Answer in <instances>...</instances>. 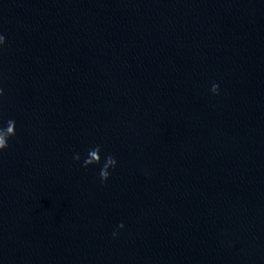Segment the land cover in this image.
I'll return each mask as SVG.
<instances>
[{
	"label": "water",
	"instance_id": "1",
	"mask_svg": "<svg viewBox=\"0 0 264 264\" xmlns=\"http://www.w3.org/2000/svg\"><path fill=\"white\" fill-rule=\"evenodd\" d=\"M0 38V264H264V0H0Z\"/></svg>",
	"mask_w": 264,
	"mask_h": 264
},
{
	"label": "clouds",
	"instance_id": "2",
	"mask_svg": "<svg viewBox=\"0 0 264 264\" xmlns=\"http://www.w3.org/2000/svg\"><path fill=\"white\" fill-rule=\"evenodd\" d=\"M0 43H3V39L0 38ZM218 85L216 84H213V87L211 89V91L213 93H217L218 92ZM7 147V143L5 142V138L3 136H0V150H3ZM103 179H106L107 178V174H105L104 176H102ZM123 227V225L121 226V228ZM116 232H113V236H116Z\"/></svg>",
	"mask_w": 264,
	"mask_h": 264
}]
</instances>
